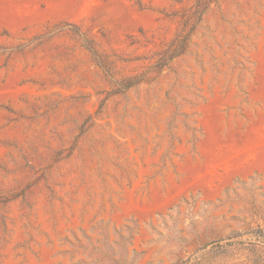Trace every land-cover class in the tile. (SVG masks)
<instances>
[{"label": "rangeland", "instance_id": "rangeland-1", "mask_svg": "<svg viewBox=\"0 0 264 264\" xmlns=\"http://www.w3.org/2000/svg\"><path fill=\"white\" fill-rule=\"evenodd\" d=\"M197 1L0 0V264H251L264 0Z\"/></svg>", "mask_w": 264, "mask_h": 264}, {"label": "trees", "instance_id": "trees-1", "mask_svg": "<svg viewBox=\"0 0 264 264\" xmlns=\"http://www.w3.org/2000/svg\"><path fill=\"white\" fill-rule=\"evenodd\" d=\"M212 1L213 0L197 1L194 9V14L198 15V19L201 18L202 14L204 13V10ZM188 36L189 33H187L183 40L180 42L181 44L179 45V48L169 56V60L184 51ZM244 234L248 236L246 242L234 240L228 242V244H244L243 250L247 252V256L249 257L251 264H264V227L257 226L255 228H250L249 230L244 231L242 233H234L230 235V238L241 237Z\"/></svg>", "mask_w": 264, "mask_h": 264}]
</instances>
